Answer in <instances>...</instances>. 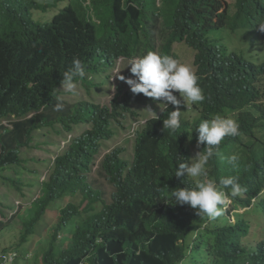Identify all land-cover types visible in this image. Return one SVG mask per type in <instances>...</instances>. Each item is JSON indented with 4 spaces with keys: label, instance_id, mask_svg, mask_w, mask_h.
Wrapping results in <instances>:
<instances>
[{
    "label": "trees",
    "instance_id": "obj_1",
    "mask_svg": "<svg viewBox=\"0 0 264 264\" xmlns=\"http://www.w3.org/2000/svg\"><path fill=\"white\" fill-rule=\"evenodd\" d=\"M56 1L0 0V119H19L14 128L0 125V170L16 165L37 173L35 162L28 168V159L21 157V149L31 147L34 132L52 127L60 133L57 126L69 132L80 129L54 156L38 196L17 214L22 224L17 243L2 247L0 259L11 257L14 264L21 258L31 264L38 223L57 201L68 200L57 206L54 229L32 254L40 264H264V236L250 248L242 245L253 226L234 211L249 206L264 188V53L248 59L220 44V34L236 38L251 30L253 43L264 37L259 27L264 25V0H237L233 15L223 0H161L159 5L156 0H92L96 6L102 3V23L80 15L73 0H67L49 20L34 19L35 11L51 10ZM160 16L169 29L161 55L174 58L172 46L178 42L192 46L205 99L195 106L198 114L184 116L180 109L181 126L175 131L163 129L168 112L175 110L171 103L158 119H149L137 132L131 162L121 157L122 147L104 154L102 170L114 187L108 203L87 180L101 140L110 138L113 122L122 123L132 99L152 110L157 102L122 91L118 83L110 106L79 99L56 111L55 104L62 103L60 81L74 58L86 66L85 77L76 82L97 87L100 82L88 80V75L96 78L119 57L155 52ZM146 17L155 20L140 32L139 19L145 18L144 25ZM217 114L231 115L239 135L221 141V155L206 166L207 178L223 190L222 178L238 177L244 190L232 197L228 210L235 214V223L225 212L214 220L197 216L188 204L171 197L179 187L195 186L192 178L174 172L178 163L191 162L190 149L197 143L194 128ZM232 155L238 157L235 167L227 159ZM79 195V203L72 201ZM257 208L264 215V197ZM10 222L0 221V231Z\"/></svg>",
    "mask_w": 264,
    "mask_h": 264
},
{
    "label": "clouds",
    "instance_id": "obj_2",
    "mask_svg": "<svg viewBox=\"0 0 264 264\" xmlns=\"http://www.w3.org/2000/svg\"><path fill=\"white\" fill-rule=\"evenodd\" d=\"M67 2L69 3V1ZM160 2L161 0H156L157 5H159ZM223 2L229 5L225 0H223ZM72 4L74 5V7L76 6L78 8L80 15H86L88 19L93 20L97 23H99V21L102 23L101 18L98 17V12L102 10V8H100L102 3L100 4V6H96L92 3V0H73ZM129 5L139 8L136 3H130ZM229 12H230V6H229ZM104 15H106L105 12ZM160 18H162L163 20V16L159 17L157 25L161 24ZM149 25H150L149 23H145L143 25L144 27L143 30H146V28H148ZM259 27L261 31H264V25H259ZM165 28H167V26ZM141 37L143 38L142 35ZM214 38H215V34H212L211 39ZM226 38L231 44L235 43L237 40L232 36L229 37L226 36ZM257 42L259 43V45L264 46V37H257L254 43L256 44ZM178 43H183V42H178ZM220 44L224 49H227L228 51H234L237 54L243 55L248 59L252 57H257V58L263 57L262 54H252L251 57H248L243 52L235 51V48H231L227 44L223 45L221 40H220ZM187 46L193 50V65L195 68L194 71L189 65L181 63L175 58H172L168 55H161L160 48H158L155 44V52L147 51L143 56L138 54L136 56H141V57L132 60L126 65V66L130 65L129 70L132 74L131 77H125L124 75H121L120 71L117 74H115L118 79L126 82L129 85L131 91L129 90L126 91H129L133 94L142 93L146 97H150L152 98L153 101L157 102L155 104L157 110H152L151 108L147 107V105L135 101V99L131 100L129 104V109H130L128 111L129 113H126L122 118V120H125L127 118L126 116L128 115L138 117V113L136 112L137 110L132 107V103H137L139 105L145 106L148 110H152L154 112V116L146 120H143V122H141V119L133 121L134 125L138 126L139 130L137 132H140L145 127L149 119L151 118L158 119L159 112L167 108L169 103H171V105L174 106L175 110L168 112L167 118L163 120V129L175 131L176 129L180 128L181 110L184 116H193L199 113V111H197L195 106L198 103L204 101L205 96L203 94L201 87L198 84L199 77L197 76V72H196L197 66L194 63L196 50L190 45ZM159 51L160 54L157 53ZM172 52H173V46H172ZM122 58L125 57L122 56L119 57L118 59H122ZM125 59H130V58H125ZM101 73L103 74V72ZM100 74H98L97 77H99ZM85 75H86L85 64L80 59L74 58L72 61L71 68L68 71H65L63 74V78L60 81V87H62V89L65 92L74 93L76 90V80L84 78ZM97 81L100 82V80L98 79L96 80V82ZM100 86H101V82L100 85L97 87ZM116 88H115V92L113 93V97L116 93ZM158 107H163V108L159 110ZM54 108L56 111H61L63 109V104L57 103L55 104ZM193 110H195L196 113L195 111L191 112ZM194 129L197 132V137H196L197 143L194 142L193 144L195 150L191 147L190 151H191V156L193 155L196 159L194 162L186 161V162L178 163V166L176 167L174 174L177 177L188 176L192 178L195 182V186L192 188L179 187L178 189L171 192V197L175 200V203L177 204H188L192 209L195 210L197 216L203 215L209 219L214 220L217 217L222 216L225 212V217L228 215L231 220V216H232L234 220H231V222L235 223L236 222L235 214L233 213L232 210L229 212L228 210L231 208V204L233 203L232 197H235L239 194L241 195L242 191L244 190L242 189L241 185L238 182V177L228 176L222 178L219 181V185L222 186L224 189L221 190L220 187H218L217 182L215 180L207 178L208 171L206 166L208 165L209 160L212 159L214 156L221 155V153L218 150V146L220 145L221 141L224 139L225 136L239 135V125L231 115L217 114L209 118V120L206 119L201 121L198 124V126L195 127ZM137 132H136V136H137ZM112 135L110 136V138L112 137ZM136 136H135V142H136ZM109 139L101 140L100 148L103 144L102 141H106ZM115 148L118 147H114L108 152L112 151ZM122 148L125 150L124 147ZM134 148H135V144H134ZM133 153H134V149H133ZM122 154L121 157L126 161L131 162L133 160V154L131 160H127ZM227 159L228 162L233 165V167L236 166L238 160L237 156L232 155L229 156ZM101 170H102V164H101ZM88 175H90V173L87 174V180H88ZM228 191L230 193H228ZM260 197H264V188L256 196L252 198L251 204L249 206H238V208L235 209L234 211L243 214L245 218L248 220V223L250 224H251V220L254 219V217L256 216L259 217L260 220L258 224L262 227V237H263L264 215H261L260 210L257 208V202ZM240 209H244V211H239ZM249 215L250 217H248ZM206 224L207 223L205 222L202 224V226H205ZM247 238L243 239L242 245H245L244 242L246 241ZM11 260H12L11 257L7 259H0V264H10Z\"/></svg>",
    "mask_w": 264,
    "mask_h": 264
},
{
    "label": "rangeland",
    "instance_id": "obj_3",
    "mask_svg": "<svg viewBox=\"0 0 264 264\" xmlns=\"http://www.w3.org/2000/svg\"><path fill=\"white\" fill-rule=\"evenodd\" d=\"M57 0L55 8L46 11L37 10L34 12V19L36 21H41L40 19L49 20L54 12L58 11V9L64 7L67 4L66 0ZM230 6V13L235 11V1L236 0H225ZM78 11V8L75 6ZM53 13V14H52ZM79 13V11H78ZM48 17H50L48 19ZM40 18V19H39ZM148 18V17H146ZM145 18L139 19V28L140 32L143 31V20ZM45 20V21H47ZM155 18H148L145 20L146 23L151 24ZM161 24L157 25L155 34V44L158 48L164 43L167 38L169 30L165 28L163 24L162 18H160ZM222 44L229 45L231 48H235L237 52H243L246 56L251 57L252 54H262L264 53V46L253 43V34L251 30L249 31H241L239 35L236 37V42L231 44L224 34H221ZM173 52L175 54V59L179 62L189 65L193 71L195 70L193 65V50L189 48L185 43H175L173 45ZM160 54V51L157 52ZM141 57L136 56L130 59H118L116 60L114 66L110 68L108 71L103 72L99 75V77L92 75H88L89 79L92 82H95L97 79L100 80V87H86L84 83L76 82V90L74 93L65 92L61 87V98L63 109L67 108L69 104L76 102L79 99H83L89 102L100 103L101 105H111V101L113 98V93L115 92V88L118 83H121L122 91L130 90L129 85L118 79L115 74L120 71L121 75L125 77H131L132 74L130 72V65L126 66L132 60ZM107 74L110 76L109 80L105 79ZM132 107L135 108L138 113L137 116H126L125 120H122V123L113 122L112 129L113 135L109 140L102 141V146L100 148V153L93 158V163L90 171V175H88V180L91 183L92 187L95 190H98L101 193V197L104 198L108 203L111 201V194L114 191L113 185L107 181L104 173L101 170V162L103 160L104 154L111 150L114 147H124L125 150L123 152V156L127 160L132 159L134 144H135V136L136 132L139 130L138 126L134 125L133 121L141 119L146 120L152 116H154V112L152 110H148L145 106L139 105L137 103H132ZM163 107H158L161 110ZM32 114L26 116V120L28 121ZM19 119H15L14 117L2 118L0 119V125L6 126L8 128H14ZM57 130H61L60 133H57L55 128L52 127H44L40 130H37L33 134V141L31 143V147H26L21 149V157L24 159H28V168L32 167V163L37 173H31L29 171H24L20 169V167L16 165H10L4 170H0V210L4 214H0V221L6 222L7 219L11 221L7 227H5L2 231H0V250L4 246H11L12 244L17 243V240L14 239L16 237V233H19L18 228L22 226L19 219H17V214L22 213L24 207L30 203L36 196H38V187L40 186V182L46 180L51 172H49V164L53 161L54 156L68 143V141L77 134L80 129L76 126L74 127L72 132L63 131L60 126H57ZM192 148L195 150L194 146ZM30 159H34L31 161ZM195 157L191 156V162L195 161ZM15 181V182H12ZM81 195L75 197L72 201L75 203H79ZM68 201V200H66ZM57 201L52 209H48L45 215L42 217L37 226V235L31 240L33 244V250L31 252L29 259L30 263H38L40 261H36L32 258V254L36 251V249L46 240V238L51 234V231L54 229L58 213L56 209L59 204L64 205L66 203ZM227 206V205H226ZM239 211H244V209H240ZM250 217V215L248 216ZM231 220L234 218L231 216ZM259 217H254L251 220V224L253 229L251 230V235L244 242L247 246L255 244L262 237V227L258 224ZM14 239V240H13ZM27 245H24L22 249L26 248ZM57 250V249H56ZM11 248L6 252H10ZM19 254V252H18ZM36 261V262H35ZM24 261L19 258L15 259L14 264H23Z\"/></svg>",
    "mask_w": 264,
    "mask_h": 264
}]
</instances>
